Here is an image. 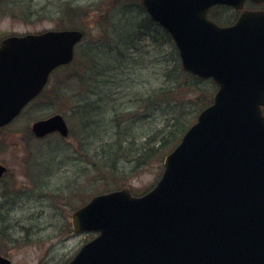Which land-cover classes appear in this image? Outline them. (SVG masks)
<instances>
[{
  "label": "water",
  "instance_id": "1",
  "mask_svg": "<svg viewBox=\"0 0 264 264\" xmlns=\"http://www.w3.org/2000/svg\"><path fill=\"white\" fill-rule=\"evenodd\" d=\"M244 2L139 0L173 40L182 68L217 90L150 191L98 194L71 214L74 231L97 235L67 264H264V10H244L225 27L207 16L213 5ZM82 34L46 30L0 41V127L73 59ZM31 129L68 133L60 114ZM0 264L10 260L0 255Z\"/></svg>",
  "mask_w": 264,
  "mask_h": 264
},
{
  "label": "trees",
  "instance_id": "2",
  "mask_svg": "<svg viewBox=\"0 0 264 264\" xmlns=\"http://www.w3.org/2000/svg\"><path fill=\"white\" fill-rule=\"evenodd\" d=\"M102 1H105V5L97 24L82 25L75 22L79 14L92 19L94 16L89 13L97 11L92 6L81 10L82 13L67 9L64 12L67 18L58 19L57 28H79L84 35L73 61L57 68L50 79L59 70H71L66 73L65 82L72 81L80 89L88 90L76 96L73 104L66 105L64 112L61 107H58L57 112L66 114L68 111L69 115L76 116L79 127L84 131L83 139H91V144L87 145L88 153L78 159L82 158L84 173L97 170L98 175L88 181H103L105 187L99 192H107L112 186H121L114 178L119 173L126 170L134 173L153 162L160 164L197 114L211 103L216 86L212 80L198 78L182 69L171 39L148 17L138 0ZM237 15L235 10L226 6H216L209 11V17L219 25L232 24ZM95 28L98 36H91ZM135 43H141V47H135ZM104 45H108L109 52L106 54L107 59L100 62L96 49ZM147 45L152 48H147ZM134 47L135 55L127 54V50ZM87 55L90 57L86 58ZM143 56H149L145 60L147 62L142 61ZM127 64H130V72L134 70L135 76H130L128 80H117L118 69ZM111 73H115L110 80L112 85L118 83V87H124L123 91L119 95L95 92L94 85L104 84ZM151 79L156 84L150 86L149 90L142 92L139 89L128 93L135 82L139 84L145 81L148 84ZM131 94L134 96L131 97ZM47 95L55 102L61 98L54 84L48 89L46 87L39 98L48 100ZM126 95H129L127 101L122 99ZM57 152L55 150L54 154ZM0 200V225L3 228L13 212V200L6 202V197L2 195ZM77 207L73 206L72 210Z\"/></svg>",
  "mask_w": 264,
  "mask_h": 264
},
{
  "label": "rangeland",
  "instance_id": "3",
  "mask_svg": "<svg viewBox=\"0 0 264 264\" xmlns=\"http://www.w3.org/2000/svg\"><path fill=\"white\" fill-rule=\"evenodd\" d=\"M100 2L101 0H0V38L9 34L39 33L55 29L59 25V18H67L64 13L67 9L83 11L92 6L97 10L96 13H89L94 16L92 19L79 14L76 15L75 22L82 25L97 24L105 5V1ZM92 31L91 36H98L96 28ZM97 47V60L105 61L109 52L108 45ZM135 47L140 48L141 43H135ZM135 47L128 49L127 54L135 55ZM147 48L151 49L152 46L147 45ZM88 57L90 55L86 56ZM147 57L143 56L142 61L147 62ZM129 66L127 64L118 69L117 80H128L130 76H135L134 70L130 72ZM69 71L71 70L63 69L54 73L55 77L50 79L47 86L48 89L54 84L55 89L60 91V99L55 102L50 95H47L48 100L39 98L0 132V162L5 163L9 170L0 183V197L3 194L2 196L13 200V212L6 219L3 228L0 225V254L8 256L11 264H65L92 238L88 233L73 232L70 223L73 206H81L105 187L103 181L98 179L91 183L88 181L97 176L98 172L93 170L84 173L82 158L78 159L88 153L87 145L91 144V139H83V129L79 127L76 116L69 115L68 111L66 114L62 113L69 127L66 139L53 134L42 141H36L29 134L34 120L57 112L58 107L64 112L66 105L73 104L76 96L88 91L80 89L72 81L65 82ZM114 74L108 75L104 84L101 82L100 85H94L95 92L119 95L124 87H118V83L112 85L110 80ZM155 84L153 79L148 84L145 81H140L139 84L135 82L128 93L139 89L147 91ZM130 96L133 97L134 94ZM128 97L126 95L122 99L127 101ZM92 145L94 147V143ZM55 150L58 152L54 154ZM161 170L162 161L160 164L153 162L134 173L126 170L114 178L118 185L128 186L138 194L155 184ZM29 180H36L35 186ZM20 186L23 187V192L18 191Z\"/></svg>",
  "mask_w": 264,
  "mask_h": 264
},
{
  "label": "flooded vegetation",
  "instance_id": "4",
  "mask_svg": "<svg viewBox=\"0 0 264 264\" xmlns=\"http://www.w3.org/2000/svg\"><path fill=\"white\" fill-rule=\"evenodd\" d=\"M250 8H252V9H259V8H261V6L260 5H254V4H250V6H249ZM39 99V96L37 97V98H35V99H33L30 103H32V102H34V101H37ZM29 103V104H30ZM7 127V125L6 126H4V127H1L0 128V132L2 131V130H4L5 128ZM30 129V128H29ZM29 134H30V137L31 138H33L34 140H36V141H42V140H44L45 138H47V136H45V137H40V138H38V137H35L33 134H32V132H31V129H30V132H29ZM0 163H3V162H0ZM3 164H5V163H3ZM6 165V164H5ZM8 167H7V171L0 177V183L2 182V180L4 179V177L6 176V174L8 173ZM20 190L23 192V187L22 186H20ZM20 191V192H21ZM6 197V202L7 201H9V199H8V196H5Z\"/></svg>",
  "mask_w": 264,
  "mask_h": 264
}]
</instances>
